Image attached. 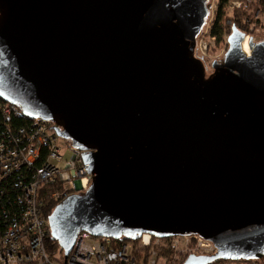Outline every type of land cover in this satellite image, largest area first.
Returning <instances> with one entry per match:
<instances>
[{"label":"water","instance_id":"95a60500","mask_svg":"<svg viewBox=\"0 0 264 264\" xmlns=\"http://www.w3.org/2000/svg\"><path fill=\"white\" fill-rule=\"evenodd\" d=\"M208 0H0V98L88 151L92 182L51 234H198L264 257V39L233 26L216 72L194 55Z\"/></svg>","mask_w":264,"mask_h":264},{"label":"built area","instance_id":"2783aa9c","mask_svg":"<svg viewBox=\"0 0 264 264\" xmlns=\"http://www.w3.org/2000/svg\"><path fill=\"white\" fill-rule=\"evenodd\" d=\"M229 2L246 14L245 22L252 24L242 31V45L245 41L249 44L250 39L263 40L264 0ZM209 34L216 40L211 31ZM200 49L198 40L194 55L204 60L205 52L200 53ZM66 152L71 153L68 159ZM87 152L60 137L52 122L29 117L17 104L0 98V264H161L169 252L177 256L189 251L188 257L217 251L213 242L198 234L160 237L143 233L133 241L120 242L121 237L95 236L85 230L78 233L66 261L61 246L51 251L48 239L53 236L47 206H56L90 187ZM193 238L200 251L192 249ZM136 242H140L139 247Z\"/></svg>","mask_w":264,"mask_h":264},{"label":"rangeland","instance_id":"374dc122","mask_svg":"<svg viewBox=\"0 0 264 264\" xmlns=\"http://www.w3.org/2000/svg\"><path fill=\"white\" fill-rule=\"evenodd\" d=\"M219 2L220 0H208V3L210 5V15L207 19L206 25L204 26L202 33L200 34V36L197 37V39L200 42V47H201L200 53L202 52V50L205 52L203 61L207 67L208 72L213 71V68H212L213 61L222 59L228 49L227 34L229 31L230 24H227L226 26L227 30H225L224 36L221 40H218V39L213 40L209 34L212 29L213 23L217 17ZM225 9H226L225 18H228L227 20L228 23L230 21H233V18L235 17L234 19L241 18L244 25H252L251 23L244 21L246 14L242 16L239 15V12L236 11L237 9L232 7L230 2H228ZM229 16H233V17L231 18ZM70 156H71L70 152L65 153V159H68ZM60 166H63V163L60 164ZM196 242H197L196 239L193 238V240L191 241V247L192 249L194 248L195 250L200 251V249H197L196 247ZM135 245L139 247L140 242H136ZM188 252L189 251L178 253L177 256H176V253L169 252V254H166L167 255L166 259L160 260V263L163 264L165 262L166 264H183V262L187 258ZM213 264H264V259L260 261L219 260V261L214 262Z\"/></svg>","mask_w":264,"mask_h":264},{"label":"trees","instance_id":"16d2710c","mask_svg":"<svg viewBox=\"0 0 264 264\" xmlns=\"http://www.w3.org/2000/svg\"><path fill=\"white\" fill-rule=\"evenodd\" d=\"M228 2H229V0H220L218 11H217V17H216V20L214 21L212 29H211L212 36H215L216 39H218V40H221L223 38L225 30H227L226 29L227 24H230L227 37L231 33L233 26H236L241 31H244V29H245V25L243 24L241 18L240 19L239 18L238 19L237 18L234 19L235 18L234 17L233 21L229 20L230 22L228 23V21H227L228 18H225V15H226V9L225 8H226ZM236 11L239 12V15H241V16L243 15L240 12V10H236ZM229 17L232 18L233 16H229ZM54 207H55L54 203H50L47 206V213H48L47 216H49L53 212ZM118 241H120V242L133 241V237L124 236L123 235V236H121V238L118 239ZM59 246H60V244L55 238L49 237V239H48V248L51 251L58 250ZM262 259H264V257ZM262 259H247V260L240 259V260H244V261H260ZM219 260H236V259L219 258V259H216V260L212 261L209 264H213L214 262L219 261Z\"/></svg>","mask_w":264,"mask_h":264},{"label":"flooded vegetation","instance_id":"af4514ba","mask_svg":"<svg viewBox=\"0 0 264 264\" xmlns=\"http://www.w3.org/2000/svg\"><path fill=\"white\" fill-rule=\"evenodd\" d=\"M197 58V57H196ZM199 59V58H198ZM200 61L202 62V64L204 65V69H205V77H210V76H212L215 72H216V70L213 68V71H210V72H208V70H207V67H206V65L204 64V61L203 60H201L200 59ZM74 194H79V193H74ZM74 194H72V195H74ZM71 196V195H70Z\"/></svg>","mask_w":264,"mask_h":264},{"label":"bare ground","instance_id":"6f19581e","mask_svg":"<svg viewBox=\"0 0 264 264\" xmlns=\"http://www.w3.org/2000/svg\"><path fill=\"white\" fill-rule=\"evenodd\" d=\"M243 49L246 52V54H249L250 53L251 49H250V46H249V44H248L247 41L244 42ZM144 237H145V239H148L149 238L148 235H145Z\"/></svg>","mask_w":264,"mask_h":264}]
</instances>
